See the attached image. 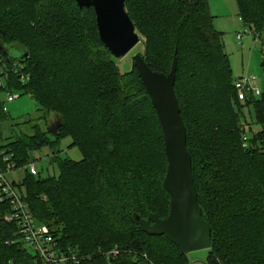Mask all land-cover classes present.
Wrapping results in <instances>:
<instances>
[{"label":"trees","instance_id":"16d2710c","mask_svg":"<svg viewBox=\"0 0 264 264\" xmlns=\"http://www.w3.org/2000/svg\"><path fill=\"white\" fill-rule=\"evenodd\" d=\"M235 3L250 33L264 34V0ZM124 5L145 38L140 54L147 65L168 73L176 58L174 91L199 206L212 229L208 264H264V90L238 99L208 0ZM0 52L28 76L21 83L12 75L7 87L29 93L41 111L1 146L18 166L45 146L58 159L64 135L82 154L60 160L58 176L26 171L19 186L60 247L87 255L77 264H192L169 239L143 232L135 219L169 212L163 133L136 68L120 73L101 42L93 8H79L74 0H0ZM244 106L252 107L257 126L248 148L242 146L244 127L250 128L242 119ZM51 112L53 133L41 126ZM9 120L16 125L0 99V123ZM10 211L9 202L0 203V264H44L20 241L11 243L17 225L4 220ZM114 247L119 252L111 260L98 252Z\"/></svg>","mask_w":264,"mask_h":264},{"label":"water","instance_id":"95a60500","mask_svg":"<svg viewBox=\"0 0 264 264\" xmlns=\"http://www.w3.org/2000/svg\"><path fill=\"white\" fill-rule=\"evenodd\" d=\"M74 1L79 8H93L99 38L114 58L125 56L140 42L125 10V0ZM132 59L161 125L167 162L163 187L169 195L166 217L149 213L147 218L135 219L143 232L165 236L183 254L210 249L212 229L199 206L186 127L174 91L176 58L168 73L152 70L140 53ZM262 67L264 72V57Z\"/></svg>","mask_w":264,"mask_h":264},{"label":"rangeland","instance_id":"374dc122","mask_svg":"<svg viewBox=\"0 0 264 264\" xmlns=\"http://www.w3.org/2000/svg\"><path fill=\"white\" fill-rule=\"evenodd\" d=\"M228 1L231 5L236 4L234 2L235 0ZM208 4H211L212 14L215 15L213 18V26L222 32L223 48L228 56L233 78L236 79L240 76L249 78L251 87H258L262 93L264 90V72L262 67L264 34L262 33L260 36L254 37L249 31L248 25L240 20L238 13L234 15L235 22L232 24L229 21V14H231L232 10L231 7L229 8L227 0H208ZM136 32L139 33L138 30ZM238 34H241L240 38L237 37ZM139 35L140 42L129 53L123 57L114 59L120 73H125L132 68V58L136 53H145V38L140 33ZM10 52L15 57L20 55V50L17 48H10ZM19 92V97L8 102L5 98V92L0 91V99L4 102L6 114L9 119H13L12 123L16 124L10 127L11 120L0 123V145H4L8 141L7 137L11 132L16 133L19 131V128L22 130L25 129L24 121L36 119L41 115L37 103L30 94L22 93V91ZM252 116V107L244 106L242 108V119H246L250 123V128L249 124L247 126L245 125V130L242 134V146H246L245 148H248L251 132L257 129V126L253 124ZM54 122L55 114L51 112L47 114L45 120L41 121V126L42 128L47 126V129L53 133L52 128L54 127ZM57 147L59 150L58 159H52L50 157L52 150L47 146L42 147L40 150L30 152V157L34 159L36 169L41 177L58 176L60 173V160H80L82 157L79 147L71 144V137L69 135L60 137ZM17 174L22 176L23 173L18 171L16 172V176H18ZM24 247L29 250L25 245ZM29 251L32 252L31 250ZM98 252L104 255L103 250H98ZM207 256L208 249L188 253L189 262L192 264L208 263ZM111 259L113 258H107V260ZM218 262L219 264L226 263L222 259H218Z\"/></svg>","mask_w":264,"mask_h":264},{"label":"built area","instance_id":"2783aa9c","mask_svg":"<svg viewBox=\"0 0 264 264\" xmlns=\"http://www.w3.org/2000/svg\"><path fill=\"white\" fill-rule=\"evenodd\" d=\"M241 20V19H240ZM238 38L241 34L237 35ZM22 65L16 61L5 59L0 52V91H4L8 102L19 97L20 92L7 87L8 79L17 75V80L25 83L28 76L20 72ZM236 94L239 100H244L248 93L259 96L261 90L251 87L250 79L244 76L233 80ZM21 171V177H16V172ZM37 174L34 159H30L23 166H18L13 153L0 145V203L9 202L11 211L4 216L5 221H13L17 225V238L11 243L20 241L29 250L34 252L44 264H69L80 263L87 255H81L76 249L62 248L50 232L47 225L40 223L28 204L23 200L19 186L25 173ZM119 252L116 247L103 251L106 258H113Z\"/></svg>","mask_w":264,"mask_h":264},{"label":"crops","instance_id":"0c3cea01","mask_svg":"<svg viewBox=\"0 0 264 264\" xmlns=\"http://www.w3.org/2000/svg\"><path fill=\"white\" fill-rule=\"evenodd\" d=\"M227 2H228V5H229V8L231 7V10H232V12H231V14H229V21L232 23V24H234V22H235V14L237 13V5L236 4H233V5H231L230 4V2L227 0ZM235 2V1H234ZM236 6V7H235ZM208 7H209V11L211 10V8H212V6H211V4H208ZM211 12V14H212V10L210 11ZM213 15V14H212ZM213 16H215V15H213ZM18 175V174H17ZM15 176H16V174H15ZM16 177H21V175H18V176H16Z\"/></svg>","mask_w":264,"mask_h":264}]
</instances>
